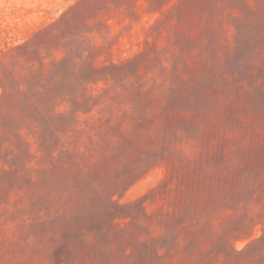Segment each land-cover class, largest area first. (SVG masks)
I'll list each match as a JSON object with an SVG mask.
<instances>
[{"label": "rangeland", "instance_id": "374dc122", "mask_svg": "<svg viewBox=\"0 0 264 264\" xmlns=\"http://www.w3.org/2000/svg\"><path fill=\"white\" fill-rule=\"evenodd\" d=\"M0 264H264V0H0Z\"/></svg>", "mask_w": 264, "mask_h": 264}]
</instances>
